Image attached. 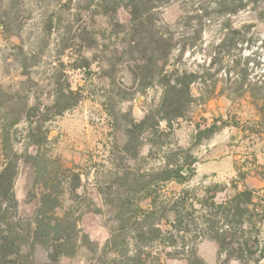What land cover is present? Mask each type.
Returning <instances> with one entry per match:
<instances>
[{
    "label": "rangeland",
    "instance_id": "rangeland-1",
    "mask_svg": "<svg viewBox=\"0 0 264 264\" xmlns=\"http://www.w3.org/2000/svg\"><path fill=\"white\" fill-rule=\"evenodd\" d=\"M226 1L156 2L152 18L158 27L164 22L175 23L196 10L203 14L206 25L200 40L194 41L193 33L190 34L189 43H195L185 51L174 50L166 64L165 58L160 57L149 84L136 65L138 54L129 50L132 36L127 29L131 15L122 1L118 19H114L103 13L99 0H0L3 6L10 4V16L0 8V20L10 23L9 29L0 23V86L6 97L17 102V109L24 103L30 106L35 102L51 107L46 115L50 118L49 143L42 147V152L51 158L52 166L57 167L58 161L82 174V185L78 189L68 186L64 202L78 220L79 241L76 250L59 264H130L139 250L146 264H264L262 211L251 214L253 227L246 223L247 216L246 220L234 221L228 229L225 218L211 222L216 228H209L202 218L208 210L203 203L207 202L206 195L213 192L219 202L249 187L242 183V169L230 177L229 157L244 132L253 130L259 115L250 94L234 93L237 84L229 78L246 70L249 79L264 81V0ZM241 2L244 7L232 13L226 11ZM185 23L181 20L180 25ZM233 28L239 32L230 34ZM225 36L233 38L220 46ZM215 52L219 56L213 65ZM172 71L198 72L200 78L192 85L193 99L187 102L182 116L173 117L170 122L161 121L159 138L152 130L142 131L138 135L141 152L134 156L132 149L126 158L122 146L128 136L127 128L158 108L162 94L160 78L173 75ZM70 89L74 91L72 97L65 95L61 102H56L60 94ZM74 102L59 113L63 106ZM211 124H216L217 130L196 141L198 129ZM26 126L20 124L17 131L16 146L20 151L29 144ZM160 146L163 149L159 150ZM187 150L193 154L195 173L183 182L155 184L159 201L165 205L154 219L162 230L153 235L149 227L145 242L139 247L129 232L135 223L134 215L130 218L134 198L128 202L123 216L109 202L123 191L113 174L129 166L140 171L155 168L166 161L164 154L170 156L171 162H178ZM120 156L125 157L124 161ZM33 181L30 163L21 161L15 188L24 217H31L36 206L33 193L29 192L35 188ZM254 192L257 204L264 192ZM141 194L137 193L135 199ZM182 194L187 195L183 207L186 216L183 229L174 238L170 235L174 227L169 219L173 215L168 210L170 202ZM140 202L144 208H151L150 199ZM250 206L255 209L256 205ZM222 229H227V240L230 235L239 239L246 234L256 251H246L241 259L231 248L237 243L221 250L219 241L211 234ZM85 235L88 238H83ZM44 256V250L39 249L38 257Z\"/></svg>",
    "mask_w": 264,
    "mask_h": 264
},
{
    "label": "trees",
    "instance_id": "trees-1",
    "mask_svg": "<svg viewBox=\"0 0 264 264\" xmlns=\"http://www.w3.org/2000/svg\"><path fill=\"white\" fill-rule=\"evenodd\" d=\"M121 1L129 9L131 15L127 29V32L132 36L129 50L131 53L138 54L136 65L144 78L148 79L146 83L152 84L149 77L153 75L155 66L160 62V57L165 58L163 64H166L174 50L183 52L189 45L195 43H189L190 34L193 33L194 41L202 38L206 22L203 20V14L198 10L191 14L188 12L185 17L182 16L175 23L164 22L162 26L158 27L152 18L158 0H99L98 4L103 7L104 14L118 19ZM220 2L224 4L227 1L220 0ZM9 5L0 4V8H4L5 13ZM244 6L245 4L241 2L240 5L227 8L226 11L232 13ZM8 15L10 16V13ZM181 20H185L187 23L181 26ZM0 23L9 29L8 20H0ZM227 25L232 29L231 22L228 21ZM180 27L181 30H179ZM237 32L239 29L233 28L230 34ZM176 34H179L178 38ZM229 37L225 36L220 46L221 44L225 45ZM218 56L219 53L215 52L211 64L214 65L217 62ZM172 74H164L160 78L162 94L158 108L148 111L143 118L134 120V123L127 128L128 136L122 146V150L127 154L126 158H129L132 149H134V156H138L141 152L138 135L142 131L152 130L153 135L159 138L158 128L161 121L170 122L173 117L182 116L187 102L193 99L192 85L200 78L198 72L178 73L172 71ZM138 77L136 76V78ZM229 79H233V82L237 84L234 93L238 92V95L250 94L259 115L254 126H252L253 130L264 133V81L259 83L249 79L246 70L239 71L235 78L230 77ZM73 92L72 89L67 93L63 92L60 94L61 96L56 98V102H61L62 96L65 95L72 97ZM5 95L0 86V264L9 262L17 264H59L62 258L70 256L76 250L79 241L77 238L80 231L78 220L73 218L71 207L64 206V202L66 201L68 186L78 189L82 185V174L58 161L57 167L52 166L51 161H49L51 158L42 152V147L49 143L47 122L50 118L46 115L50 112L51 107L43 105L41 102H35L30 106L24 103V108L17 109V102ZM74 104L75 102L66 104L59 113ZM37 112L39 113L37 114ZM22 123L27 125L25 138L29 139V144L25 150L20 151L16 143H18V127ZM216 130V124L199 128L195 139L201 141L203 138L210 137ZM32 147L37 149L32 151ZM160 149L163 148L160 146ZM192 155L191 151L187 150L182 160L171 162L170 156L164 154L166 161L147 171H140L139 168L129 166L123 172H114L113 175L118 178L123 191L119 193V196L115 195L114 198L109 199V202L114 203L119 208L118 215L123 216L127 212L125 207L129 204L128 202L134 198V210L130 218L134 215L135 223L129 228V232L139 247L145 242L149 227V231L153 235L161 233L162 230L156 226L154 219L157 211H161L160 207H165V205L159 201L160 196L156 194L155 184L170 180L183 182L191 178L195 173V168L192 167L194 160ZM125 157L120 156L121 161H124ZM21 161L30 163L33 172L35 188H31L29 192L33 193L32 197L35 199L36 206L31 217H24L20 213V202L15 188ZM124 193L127 196H124ZM137 193L142 194L140 198L135 199ZM254 196V190L245 187L227 200L218 202L215 199L216 195L212 192L208 196L206 195L207 202H203L208 209L203 216L201 215L203 221L209 225V228H216V226L211 225V222L218 218L219 220L225 218L226 221L223 220V222H226L228 229L234 224V221L243 218L246 220L247 216L249 222L246 223L253 227L250 222L251 214L256 210L262 211V215H264V195L257 204ZM143 198L150 199L151 208L142 206L140 201ZM186 199L187 195L182 194L180 198L177 197L170 202L168 211L173 217L170 218L167 214L165 216L166 219L169 217L170 223L175 229L170 230V235L174 238L176 232L183 229L182 223L186 216L183 207H186ZM251 204L256 205L255 209L251 208ZM259 206L261 210H259ZM129 211L128 208V213ZM227 229H222L224 233H219L217 230L215 234H211L213 239L219 241L221 250H226L229 244L237 243L231 248L241 259H244L246 251L250 253L256 251L246 234L240 236L239 239L232 238L230 235L227 240L225 235V233L228 234ZM83 238H88V235ZM110 242L111 240L107 242V246ZM39 249H43L45 252V256L42 258L38 257ZM262 251L264 257V244ZM235 254L231 253L230 255ZM141 255L142 252L139 250L130 264H146Z\"/></svg>",
    "mask_w": 264,
    "mask_h": 264
},
{
    "label": "crops",
    "instance_id": "crops-1",
    "mask_svg": "<svg viewBox=\"0 0 264 264\" xmlns=\"http://www.w3.org/2000/svg\"><path fill=\"white\" fill-rule=\"evenodd\" d=\"M243 135L231 150L232 170L229 175L233 177L242 169V183L264 192V133L246 130Z\"/></svg>",
    "mask_w": 264,
    "mask_h": 264
}]
</instances>
